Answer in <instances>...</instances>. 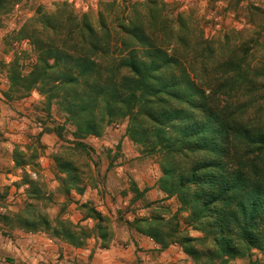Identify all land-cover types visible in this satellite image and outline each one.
<instances>
[{"label": "rangeland", "instance_id": "obj_1", "mask_svg": "<svg viewBox=\"0 0 264 264\" xmlns=\"http://www.w3.org/2000/svg\"><path fill=\"white\" fill-rule=\"evenodd\" d=\"M44 14L64 30L45 29ZM82 23L90 37L65 33ZM133 27L178 52L226 122L264 132V0H0V264H264V250L255 248L245 257L207 258L210 237L177 193L159 188L164 153L134 143L128 118L82 136L62 92L24 90L29 80L9 89V66L33 73L42 43L96 58L105 77L129 76L114 67L137 47ZM180 28L187 47L177 46ZM212 48L222 67L210 71ZM143 223L172 234L169 244L160 248L140 233ZM187 239L201 242L186 246L204 258L185 252ZM95 252L101 257L92 262Z\"/></svg>", "mask_w": 264, "mask_h": 264}, {"label": "trees", "instance_id": "obj_2", "mask_svg": "<svg viewBox=\"0 0 264 264\" xmlns=\"http://www.w3.org/2000/svg\"><path fill=\"white\" fill-rule=\"evenodd\" d=\"M50 17L41 18L45 29L63 31V24L53 23ZM68 30L65 33L83 40L84 34L93 33L86 23ZM180 31L177 46L187 47V28ZM128 34L137 47L117 60L114 70L126 69L129 76L105 77L107 69L96 58L39 43L41 55L33 73L20 76L14 65L9 66V89L29 80L24 90L62 92L61 101L82 136H99L105 123L128 118L127 133L134 143L164 153L159 188L169 196L177 193L190 210L193 225L210 237L213 250L207 258H240L252 248L264 250V132L226 122L215 110L212 96H206L189 77L173 47L167 51L154 46L134 27ZM211 53L210 71L222 67L214 48ZM207 66L202 65L203 71ZM242 151L248 155H241ZM61 166L70 168L67 163ZM143 228L140 233L160 248L173 236L148 224ZM67 237L76 239L69 232ZM190 242L199 241L184 240L185 252L204 258L202 251L186 246Z\"/></svg>", "mask_w": 264, "mask_h": 264}, {"label": "crops", "instance_id": "obj_3", "mask_svg": "<svg viewBox=\"0 0 264 264\" xmlns=\"http://www.w3.org/2000/svg\"><path fill=\"white\" fill-rule=\"evenodd\" d=\"M99 257H101V255L98 252H95L92 257V262H96Z\"/></svg>", "mask_w": 264, "mask_h": 264}]
</instances>
